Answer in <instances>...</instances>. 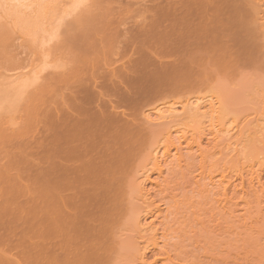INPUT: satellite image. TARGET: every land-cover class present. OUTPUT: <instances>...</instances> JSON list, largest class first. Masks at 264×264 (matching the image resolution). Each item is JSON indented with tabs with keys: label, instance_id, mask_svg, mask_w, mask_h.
<instances>
[{
	"label": "rangeland",
	"instance_id": "1",
	"mask_svg": "<svg viewBox=\"0 0 264 264\" xmlns=\"http://www.w3.org/2000/svg\"><path fill=\"white\" fill-rule=\"evenodd\" d=\"M261 5L259 0H89L79 15L62 24L57 39L44 50L40 46L42 37L33 42L23 36L10 21L2 20L1 8L0 100L10 89L7 86L12 76H31L43 68L45 61L48 66L22 100L3 101L0 106V250L12 260L21 257V249L26 256H33V246L41 245L50 256L63 261V253L56 246L60 241L37 214L40 205H33L39 203L44 181L49 178L51 185L64 183L70 171L68 164L67 169L61 168L65 164L62 161L74 155L73 138L84 139L85 135L90 137V150L106 155V165L121 171L132 160V148L128 151L131 146L127 144L147 125L142 113L177 82L197 84L210 76L211 87L232 102L242 120L262 114ZM57 8L53 15L59 13ZM62 93L75 105L73 114L67 110L58 113ZM27 96L38 99L27 102ZM104 143L110 152L104 151ZM125 149L130 153L126 155ZM101 167L96 171H102ZM189 178L174 176L170 185L176 198H154L163 209L165 202L172 206L173 215L167 221V249L174 254V261L178 258L175 263L264 264V221L255 224V230L231 229L213 198L197 194ZM89 198L87 205L73 211L80 218L78 222L82 221L76 223L81 236H75L74 241L87 244L97 238L101 249H106V259L92 257L89 264H136V246L141 247L136 224L126 217L121 226L113 222L112 230L103 234L99 228L104 222L94 218L109 214L112 201ZM68 202L73 210V203ZM34 230L41 232L42 239ZM87 231L92 233L91 240L83 237ZM111 231L116 234L114 246L110 244ZM158 257L159 253H147L149 263Z\"/></svg>",
	"mask_w": 264,
	"mask_h": 264
},
{
	"label": "bare ground",
	"instance_id": "2",
	"mask_svg": "<svg viewBox=\"0 0 264 264\" xmlns=\"http://www.w3.org/2000/svg\"><path fill=\"white\" fill-rule=\"evenodd\" d=\"M88 1L0 0V9L5 11L2 12L3 19L1 16L0 19L10 21L16 31L33 42L39 41L38 39L42 37L40 46L44 50L45 46L57 39L62 24L68 18L79 15L88 5ZM259 2L262 5L258 7V12L264 21V0ZM55 8L59 9V13L56 11L57 14L53 15L55 11H52ZM211 54H215V51H211ZM211 54L207 55L211 57ZM48 57L49 55L46 59ZM47 66L45 61L43 68L31 76L28 73L12 76L7 86L10 89H5L7 91H4L2 96L4 100L1 99L5 103L22 100L28 89L39 81L41 72L47 69ZM211 84L210 76L197 84L177 82L167 91L168 93L164 92L166 94L161 95L158 103L142 113L141 118L143 117L145 121L143 123L147 125H144L143 131L141 130L139 135L136 133L134 140H129L127 144L128 147L131 146L127 147L128 151L132 148L131 153L128 152L132 160L129 159L128 162L134 163L127 162L121 171L116 172L117 168L113 170L109 168L111 166L106 165V155L100 156L101 154H94V150H90V137L87 138L86 135L84 139L74 137L71 142L74 155L69 156L70 159L65 158L66 160L62 162L66 165L61 167L66 168L68 164L67 172L70 171V174L64 178L62 184L51 185L49 178L44 181L39 190L40 197L37 200L39 203H33L40 205L37 214L43 217L44 224L53 237L60 241L56 246L63 253L64 260L60 261L55 255L50 256L45 247L38 245L32 248L33 256H26L20 248L21 257L15 256L16 258L12 260L7 257L6 252L0 250V264H89L95 257L106 259L103 255L106 249H101L97 238L87 241V244L74 241L75 236L77 238L81 236V230L78 231L76 228L80 218L78 219L73 211L87 205L89 197L112 201L109 214L106 215L104 212L94 218L98 223L104 222L99 228L103 229V234L112 230L113 222L121 226L123 218L126 217L130 218L131 224H136L141 240L138 241L141 247H138L140 244L136 246L137 260L134 259L136 264H180L175 263L178 258L174 261V256L172 257L174 254L171 255L170 249H167L169 245L167 221L169 216L173 215L172 206L165 202L163 209L162 205L155 202L158 199L154 200L159 196L165 200L177 197L170 185L177 175L186 178L190 176L189 180L191 179L197 194L213 198L220 213L223 214V220L231 224V229L255 230V224L264 221V111L250 120L249 116L242 120L241 113L238 114L234 110L232 102L221 97ZM37 99V96H27L24 100L28 102ZM3 101L0 102L1 107ZM68 103L62 93V105L60 111L57 110L60 115L66 110L72 114L75 112L73 102ZM92 138L94 142L96 137ZM106 146L108 145L105 144V152L109 151V146ZM98 166L104 167V171L102 167L100 168L103 171H100L103 173L101 176L98 174L100 172L96 171ZM193 167L197 168L196 171H192ZM46 174L48 176L49 171H46ZM57 174L59 176V172ZM22 192L25 193L23 190ZM68 192L71 195H68ZM68 201L73 203V210L68 208ZM132 201L138 202L140 206L134 205ZM15 208L19 209L17 205ZM33 232L37 234L38 239H42L40 231ZM90 232L87 231V234L82 236L91 240ZM109 239L110 244L114 246L113 243L116 244L114 231L110 232ZM150 251L159 253L161 257L149 263L147 253Z\"/></svg>",
	"mask_w": 264,
	"mask_h": 264
}]
</instances>
